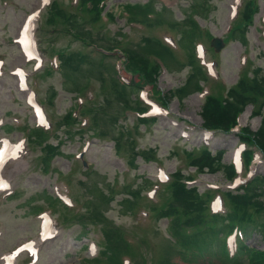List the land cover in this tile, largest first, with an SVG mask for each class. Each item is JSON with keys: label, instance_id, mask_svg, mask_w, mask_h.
Segmentation results:
<instances>
[{"label": "rangeland", "instance_id": "obj_1", "mask_svg": "<svg viewBox=\"0 0 264 264\" xmlns=\"http://www.w3.org/2000/svg\"><path fill=\"white\" fill-rule=\"evenodd\" d=\"M53 1L0 0V149L6 144L16 146L15 154L6 160L1 172L9 186L0 190V264H93L91 260L103 250L100 226L86 225L82 229L80 224L62 221L63 216L69 217L72 212L60 204L52 210L48 202L50 197L58 198L84 214L86 207L82 204L95 200L96 190L106 193L108 186L114 188V199L105 205L99 197L96 208L105 222L120 229L130 242L124 264H161L164 258L173 264H248L245 253L232 262L223 255V248L236 253L235 243L240 238L243 246L264 252V225H261L264 213H256L254 209L252 223L239 224L242 230L236 236L230 223L220 218V226L216 225L219 241L208 239L206 248L210 251L200 254L191 250L182 253L173 246L172 221L158 217L169 197L166 187L177 171L191 178L189 186L203 194L207 211L217 217L230 211L223 193H234L257 176L264 182L262 154L256 152L248 167L241 164L239 153L243 146L238 141V129L229 134L206 133L202 129L201 106L209 86L181 102L161 99V95L184 84L188 66L166 67L155 86L141 83L136 87L137 77L123 71L120 53L98 50L110 46L113 38L124 46L136 48L142 37L151 36L174 47L179 54L177 59L183 61V39H180L181 48H177L181 33L168 26L131 24L127 16L120 14L125 4H144L149 0H106V10L115 18L112 22L102 19L95 25L84 19L92 13L85 6H78V0H56L66 19L54 17L49 6ZM150 1L157 10L165 12L162 15L165 14L163 19L167 23H181L192 16L211 39L222 41L230 25L238 22L235 17L243 0H198L207 6L206 13L199 16L190 7L197 0ZM256 3L258 12L247 32L245 45L232 40L214 53L208 41L195 44L196 54L210 80L217 82L210 89L217 95L222 87L228 89L237 82L245 60L249 73L253 67H259L264 76V0ZM52 17L53 23L48 21ZM26 23L36 45L33 59L25 55L19 40ZM88 41H92L91 45ZM64 51L71 54L62 57L63 63H69L62 68L56 53ZM81 57L82 64L78 60ZM122 81H132V86L127 89ZM121 89L126 90L128 107L147 109L148 119L153 120L138 124L137 115L119 96ZM30 97L34 103L28 102ZM251 111L248 107L239 117V128L248 127L251 131L259 128L261 118H253ZM68 112L76 119L73 128H58ZM34 128L45 131L46 143L54 146L62 143L60 155L51 161L48 170L40 165L41 146L29 141L28 132ZM66 130L68 138L63 134ZM132 138L139 153L143 149L155 151L151 162L139 156L131 165L128 152L118 157L115 141L123 147ZM203 145L212 153L222 151L223 164L235 165L238 173L235 184L227 183L221 171L194 172L182 155L175 156L182 150ZM88 169L92 174H85ZM124 190L138 191L142 196L134 211L121 203L127 196ZM150 206L156 209L150 210ZM44 221L54 227L53 236L47 239L41 238ZM183 231L198 236L197 227H184ZM28 244L38 247L32 251L26 247Z\"/></svg>", "mask_w": 264, "mask_h": 264}, {"label": "trees", "instance_id": "obj_2", "mask_svg": "<svg viewBox=\"0 0 264 264\" xmlns=\"http://www.w3.org/2000/svg\"><path fill=\"white\" fill-rule=\"evenodd\" d=\"M58 3L59 2L54 0L49 5L50 10L53 11L54 17L58 19L61 18L65 21L64 12L58 8ZM77 5L85 6L86 10L92 13L84 17V19H89L91 21V25H95L98 21H102V19L105 18L106 22L110 20L112 22L115 18L112 12L106 10V0H78ZM190 7L198 16L204 15L207 11V6L202 1L198 0ZM81 12L83 11L81 10ZM257 12L258 4L256 0H243L235 18L238 22L230 25L224 42L229 43L233 40L239 41L242 45H245L247 42V32L254 24L253 18ZM121 13L129 18L131 24L143 26L142 22H145L149 27L168 26L173 31H179L181 36L178 39L179 45L177 48H181L180 39L185 41L183 45L185 48V57L183 61L177 59L179 54L175 52L174 47L163 40L151 36L142 37L136 48L124 46L122 44L123 42L117 41L116 38L112 39L109 43L110 46H103L104 48L97 46L94 41L96 46L99 47L98 50L106 54L114 51L120 53L123 57V61L121 62L125 72L132 77H138L139 83H135L136 87L141 86V83L155 86L158 76L166 67L177 66V69H181L188 66V75L184 84L175 90L168 91L166 94L161 95V99L166 97L168 102L173 99H177L181 102L190 94L194 92L201 93L204 91L205 86H209V92L204 97L201 106L202 129L207 132H221L224 134H229L235 129H238V141L240 145L244 147L240 152V159L243 167H248L252 163L256 152L264 156V76L260 68L253 67L251 73H249L248 61L245 60L239 71L237 82L228 89L222 87L221 94L217 95L210 90L213 88L212 85L217 82L210 80V75L195 51V44L197 42L202 40L210 42L211 36L205 29L198 26L194 17L189 16L181 23H167L163 19L165 14L162 15L165 12L157 10L150 0L144 4H125L122 6L120 14ZM48 21L53 23L54 18L52 17L48 19ZM186 26H189V28H186ZM88 36L90 37V32ZM121 37L123 36L121 35ZM101 39H104V36ZM91 42L92 41H88L86 43L91 45ZM209 49L216 53L212 48L209 47ZM65 54L71 53L66 51L56 53V56H58L61 61L60 66L62 68L69 65L67 61L64 63L62 62V57ZM78 60L81 64L83 63V57ZM125 86L129 89L127 85ZM121 90L119 96L123 99L125 106L137 115L138 124H147L149 120H153L152 118L148 119V117L144 116L147 113V109L139 106L134 108L128 107V102L125 98L126 90ZM248 107L252 108L251 116H253V118H261L260 126L256 131H251L248 127L239 128L238 126L239 117ZM63 120L64 123L62 122L58 125V128L63 126L65 129L67 128V130H70L71 127L73 128V122L76 121L75 117L71 116L70 112L63 117ZM67 130L63 131V134L68 138ZM99 133L105 135L103 132ZM44 135L45 131L39 128L31 129L28 132L29 141L41 146V155L39 156L40 165L48 170L51 161L56 156L60 155V146L62 143L60 141V143L58 142L55 146L50 145L46 143L48 138H45ZM132 141L133 138L129 143L123 144V147H121L119 142L115 141V151L118 157H122L123 152H128L131 157L128 162L131 165L139 156L146 161L153 159L155 151L152 149H143L139 153L138 147L134 145ZM207 147V145H203L191 150H182L180 153L175 154V156L182 155L188 161L190 168L194 169V172L197 173H202L204 171L211 173L221 171L225 177V181L233 185L238 177L235 165L223 164L221 162L223 152L217 151L212 153ZM89 173V169L86 170L85 174ZM172 178V181L166 187L169 197L165 201V206L161 211L159 210L158 217L172 221L170 234L175 239L172 245L179 248V251L182 253L188 250L195 251V253L198 254L210 251V249L206 248L208 244L207 241L208 239L211 241V238L213 240L215 239V241L219 239L217 237L219 228L216 227V225L218 224L220 226V218L221 221L230 223L231 229L237 232L242 230L239 224L246 225V223H252V209H254L256 213H264V182L260 176L240 186L234 193L230 191L223 193V195L226 196L225 199L228 201L226 204H230V211L223 217H217L210 211H207L208 205L206 204V200L202 197L203 194H200L196 187L189 186V182L191 181L190 177H186L181 171H177ZM114 187L117 188L116 186ZM123 188L125 189L126 186H123ZM96 192L97 195L94 196L95 200L91 199L86 201L85 204H82L83 207H86V213L84 214L65 205L58 198L52 199L50 197L51 201L50 203L48 202V204L52 210L60 204L67 212H72L69 217L63 216L61 219L62 221L70 223L75 222L80 224L82 229L85 228L86 225H91L92 227L100 226L102 230L103 250L91 260L93 264H102V261H104V264H124V259H128L127 250L131 244L126 240L124 233L120 229L110 226L109 223L105 222L102 213H99L96 208L99 205V197L105 205H108L109 202L114 199V188L113 186H108L106 193L99 190H96ZM124 192L127 196L122 199L121 203L127 204L129 209L134 211L135 207L138 206L139 201L142 199V196L138 191L133 192V190H124ZM38 207L39 206H36L37 209ZM87 208L89 209L87 210ZM155 209L156 207L150 206V210ZM181 217L184 219L183 221H181ZM261 225H264V221ZM222 226L225 227L223 224ZM184 227L189 229L197 227L198 236L184 232ZM238 241L242 246L237 243V250L233 255L223 248V255L226 261H237L240 259L238 256L241 257V255L245 253L248 264H264L263 251L247 247L246 245L243 246L241 238ZM161 264L173 263H170L168 258H164L161 260Z\"/></svg>", "mask_w": 264, "mask_h": 264}, {"label": "bare ground", "instance_id": "obj_3", "mask_svg": "<svg viewBox=\"0 0 264 264\" xmlns=\"http://www.w3.org/2000/svg\"><path fill=\"white\" fill-rule=\"evenodd\" d=\"M26 43V42H25ZM26 47V46H25ZM24 47V48H25ZM28 48V47H27ZM25 50V52H27L26 51V49H24ZM15 150H16V147L15 146H13L12 147V149L8 152V154H7V156L6 157H4V158H0V162H1V167L3 168V166H4V164H5V162H6V160L9 158V157H11L13 154H15ZM1 172H2V169H1V171H0V190H2V189H6V188H8V186H9V181L8 180H6V179H3L2 178V176H1ZM47 223V221L44 223V224H46ZM37 247H38V245L37 244H31L30 245V250H32V251H35V249H37ZM10 260V259H9ZM11 261V260H10ZM10 261H8V262H10Z\"/></svg>", "mask_w": 264, "mask_h": 264}, {"label": "water", "instance_id": "obj_4", "mask_svg": "<svg viewBox=\"0 0 264 264\" xmlns=\"http://www.w3.org/2000/svg\"><path fill=\"white\" fill-rule=\"evenodd\" d=\"M211 45L215 48V50H219L222 45V41L218 38H214L211 42Z\"/></svg>", "mask_w": 264, "mask_h": 264}]
</instances>
